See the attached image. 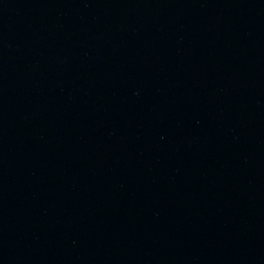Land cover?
Returning <instances> with one entry per match:
<instances>
[{
	"label": "water",
	"instance_id": "water-1",
	"mask_svg": "<svg viewBox=\"0 0 264 264\" xmlns=\"http://www.w3.org/2000/svg\"><path fill=\"white\" fill-rule=\"evenodd\" d=\"M0 264H264V0H0Z\"/></svg>",
	"mask_w": 264,
	"mask_h": 264
}]
</instances>
